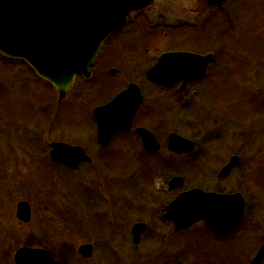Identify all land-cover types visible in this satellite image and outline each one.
Instances as JSON below:
<instances>
[{"label": "rangeland", "instance_id": "rangeland-1", "mask_svg": "<svg viewBox=\"0 0 264 264\" xmlns=\"http://www.w3.org/2000/svg\"><path fill=\"white\" fill-rule=\"evenodd\" d=\"M189 1H198L205 9L208 3L207 0H157L154 5L146 8L150 13L142 11L132 14L125 28L103 45L91 67L90 80L76 78L70 94L63 101H59L55 88L34 75L23 61L0 59V161L11 164L10 175L14 177L20 175L23 164H28L22 167L26 172L27 187L16 188L18 184L12 179L13 196L25 195L30 200L36 192L41 173L29 166V160L32 159L30 151L42 145L43 140L79 144L88 154L93 155L94 162L81 167L77 172L65 167L49 168L55 175L49 183L53 186L49 189L45 184L48 191L55 194V207L60 213L59 228L63 236L64 230L73 235L74 238L70 239L76 248L85 242L97 243L98 248L92 256L91 264H232V255L226 263L230 258L228 243L230 246L233 244V250L241 255L240 264H250L264 243V179L259 176L238 185V175H234L231 177L233 180L226 183H232L233 188L244 192L246 209L239 227L225 240L203 233L197 239V244L191 245L196 243L193 241L185 243L180 233L174 234L173 225L162 218L167 205L182 190L169 191L167 187L168 180L180 176L183 160L180 155L164 150L168 134L175 131L186 138L197 135L195 139L198 143L216 145L220 151L234 144V151L244 154L240 149L242 145L251 144L256 147L263 144V140H256L247 128L234 125L230 133L215 136L212 132L217 125L210 117L197 120V126L192 123L195 119L179 118L170 120L171 123L165 126L162 117L148 121L139 115L137 122H144L157 130L163 146L161 152L145 155L141 150L136 151L137 142L133 135L119 134L114 138L111 149L122 156L109 153L105 161V154L97 153V125L91 112L117 90L113 91V82L122 86L129 81L143 79L154 60L169 50L168 38L163 34L168 29L155 26L158 22L164 26L162 23H172L182 18L181 12L193 5ZM224 4L236 20L256 17L264 23V0H227ZM252 4L256 8L252 12L253 17L248 13L245 16L242 10L240 12V8L251 11ZM173 10L179 13L174 14L171 12ZM211 24L208 22L206 27L210 35L213 32ZM156 31L161 34L152 42L149 37ZM108 53V61L104 62ZM233 58V55H226L224 63L233 64ZM240 63L251 67L247 63H253V60ZM111 69H116L114 75L109 74ZM251 79L263 82L264 85L263 72L259 68L251 73ZM231 89L235 90L234 95L244 90L237 87ZM208 111L211 114L214 108ZM24 117L29 123H21ZM38 117L41 122H37ZM9 120L16 122L11 128L6 127ZM34 121L36 125L42 123L38 131L33 128L24 131L20 128H29ZM187 122L191 127L186 126ZM37 152L41 156H48L45 150ZM212 166L215 167L216 163ZM1 170L6 171L5 168L0 169V174ZM201 185L212 186L205 180H202ZM188 186H196V181L191 180ZM139 222L147 224L148 230L142 233L139 244H135L131 228ZM196 229L194 227L190 232L195 233ZM223 245L225 250L218 253L216 247Z\"/></svg>", "mask_w": 264, "mask_h": 264}, {"label": "flooded vegetation", "instance_id": "flooded-vegetation-1", "mask_svg": "<svg viewBox=\"0 0 264 264\" xmlns=\"http://www.w3.org/2000/svg\"><path fill=\"white\" fill-rule=\"evenodd\" d=\"M226 1L224 3H226ZM189 3H193V5H190L188 7L189 9L181 12L183 13V15H180L182 18L176 19V22L162 23L164 26L161 25V22H158L155 27L168 29L163 32L164 37L168 38L169 50L166 52H184L199 56L210 55L211 58L207 64L205 73L199 79L188 81L184 79L177 80L168 86H162L152 82V80L150 81L147 79V72L156 64L159 56L163 54L162 53L151 64V67H149L144 74L143 79H135V81H129L122 86L116 81L113 82V91L115 89L117 90L114 94L111 93L112 95L105 101H102L101 105L97 106L109 103L117 94L121 93L122 90H125L131 84H136L139 87L143 99L138 110H136L137 112L133 120L132 129L127 132L114 134L106 146H101L97 142L98 152H96L102 155L105 154V161H107L106 158L109 153L122 156L120 153L113 152V149H111L114 145V138L119 134L133 135L137 142L136 151L137 149L141 150L140 152L145 155H153L161 152L160 150H162L163 146L158 138L157 130L144 122H137L136 120L139 115H142V117L148 121L158 120L159 117H162L165 120V126L171 123L170 120L176 118L180 120L195 119L192 123L197 126V120L210 117L217 125L215 131L212 132L215 136L230 133L234 125L243 126L251 132L256 140H263V144L256 145V147L251 144L243 143L244 145H242L240 149L244 154L235 152L234 144L221 151L217 149L216 145L203 144V146L195 139L197 135L192 136V138L182 136L195 143L194 149L191 152L184 151L180 154L176 152L173 153L168 148L167 140L172 132L168 134L166 148H164L168 153L183 157L180 174V177L183 179L181 191L200 188L207 192L222 194L241 193V190L233 188L232 183L226 184L228 181L233 180L231 177L234 175H238V181H236L238 185L241 183H248L249 180L256 176L264 179V85H262L263 82H255L251 79V73L254 71L256 72L257 68L263 72L264 76V47L261 46H264V23L259 21L256 17L251 19L249 17H244V21L234 19L233 15L231 16L229 12V8H225L224 3L218 5L208 2L205 4L207 6L206 9L198 1H189ZM252 5L251 11L244 8L241 9L239 5L238 7L240 8V12L241 10L245 12V16L247 15L246 13H248L253 17L252 12L255 11L254 9L256 8H254V4ZM147 10L149 9L143 11ZM171 12L174 14L179 13ZM146 13L150 12L147 11ZM208 22L212 23L213 35L212 33L211 35L208 34L210 32L206 31ZM151 28L154 27L151 26ZM160 34V31H156L154 35L149 38H151L153 42V39L154 41L158 39ZM224 45L228 47H224ZM226 55L234 56L233 64L224 63ZM251 60H253V63H247L251 67L244 63H240L241 61L246 63ZM109 74L111 75L112 73L109 71ZM234 87L243 88L244 90L234 95L235 90L231 89ZM108 88H110V86ZM210 108L211 110L214 108L211 114L208 111ZM23 120L24 122L21 123H29L26 117H24ZM37 122H41L40 117H38ZM15 123L16 122H10L9 120L6 127L11 128V125ZM34 123L35 121L32 122L29 128L26 126H21L20 128L24 131H28L30 128L34 130L37 129L38 131L42 123L39 125ZM186 126L191 127L189 123ZM139 128H143V130L146 129L154 134L160 144L159 150L144 151L142 139L137 133V129ZM54 143L68 142L63 140H55L52 142L43 140L42 145L30 151L32 159L29 160V166L35 168L36 171L39 170V173H41L38 177L40 183L37 189L35 188L36 192L32 195L30 200H28L25 195L24 197L23 195L13 196L11 188L12 179L16 181L18 186L20 185L19 187L16 186V188L23 189V187H27L26 184L28 181L24 175L26 172L23 171L22 167H27L28 164H23L20 168V175L14 177L10 175L11 164L0 161V169H6L5 172L1 170L0 174V264H17L15 258L16 254L23 248L40 250L42 254L37 257V262L39 264H91L90 262L93 259L92 256H94L98 248L97 243L85 242L76 248L75 245H73L74 242L71 240L74 236L64 230V237L59 228L60 213L57 207H55L56 197H54L55 194L52 193V191H48V188L50 189V187L53 186H50L49 183L52 182L51 180L55 177V175L50 172V169L59 167L70 168L54 161L51 157L52 148L50 145ZM71 145L83 148L86 154L92 158L91 162L80 166L77 170L70 169L71 171L77 172L81 167L91 165L94 162L93 155L88 154L83 146L79 144ZM44 150L48 153V156H41L37 152L40 151L42 153ZM211 152H214V154ZM94 156H97V154H94ZM113 156L114 155H112L110 159H112ZM233 158H237L236 164L230 167L231 169L227 174L223 175V170L228 167ZM14 161L16 162V160ZM98 161L100 162V160ZM214 163H216L215 167L212 166ZM191 180L196 181V186H188ZM202 180L208 181V184L212 186H202ZM45 184L46 186L48 185V188ZM168 190L170 191L171 189L168 187ZM243 193L244 192L241 194L243 195ZM243 196L245 197V194ZM21 203H26L29 206L30 220L28 222L18 217L19 205ZM194 227H197L196 232H190ZM192 228H190V230L180 231V234L183 236V240L187 242H196L191 243V245H195L197 244V239L201 238V234L205 232L203 231L205 225L199 222L192 226ZM200 229L203 230L200 231ZM214 237L218 236L215 235ZM82 245H91L92 256H90V258H86L80 254L79 248ZM263 263L264 260L262 264ZM21 264H27L26 257L22 258Z\"/></svg>", "mask_w": 264, "mask_h": 264}, {"label": "water", "instance_id": "water-1", "mask_svg": "<svg viewBox=\"0 0 264 264\" xmlns=\"http://www.w3.org/2000/svg\"><path fill=\"white\" fill-rule=\"evenodd\" d=\"M155 0H0V55L21 59L28 63L38 76L53 84L60 100L70 92L77 76L91 77L93 65L102 44L115 32L124 28L129 15L148 7ZM222 4L226 0H209ZM211 56L175 52L161 55L147 72V79L160 85H170L177 80L199 79L206 70ZM111 73L115 71L111 70ZM142 103L138 86L131 84L106 105L96 107L93 115L97 121V140L105 146L117 132L130 131L136 110ZM144 151H157L160 144L155 136L145 129H137ZM168 148L181 153L191 152L194 142L175 132L170 134ZM51 157L54 161L77 170L91 162L78 146L54 143ZM237 158H233L223 170L227 174ZM169 188H181L180 176L169 180ZM240 193L221 194L191 189L179 193L166 208L163 219L172 222L175 231L190 229L203 221L205 226L219 236L230 235L241 222L245 200ZM26 203L19 205L18 217L30 219ZM147 230L145 223L132 228L133 241L139 243L141 233ZM80 254L92 256L91 245L80 246ZM40 250L20 249L16 254L17 264L22 258L27 264H39ZM264 260V245L259 248L251 264Z\"/></svg>", "mask_w": 264, "mask_h": 264}, {"label": "trees", "instance_id": "trees-1", "mask_svg": "<svg viewBox=\"0 0 264 264\" xmlns=\"http://www.w3.org/2000/svg\"><path fill=\"white\" fill-rule=\"evenodd\" d=\"M109 53H108V56H107V58L104 60V62H107L108 60V57H109ZM111 65H113L114 66V63H112ZM95 70V69H94ZM203 231H205V230H203ZM180 233V232H179ZM179 233H174V234H179ZM204 233H208L207 231H205ZM180 239H182V238H180ZM183 240V239H182ZM184 242L186 243L187 241H185L184 240ZM179 243H181V242H179ZM188 243H189V241H188ZM181 244H183V243H181ZM230 244V243H229ZM233 245V244H232ZM228 246V247H230V250H229V253H230V258H228L227 260H226V263L227 262H229L230 260H231V255L233 256V259L230 261V262H232V264H240V257H241V255L238 253V251H235V250H233V246ZM221 250L222 251H224L225 250V248L222 246V247H216V251H218V253H220L221 252ZM194 264H199V263H194ZM207 264H214V263H207ZM215 264H219V263H215Z\"/></svg>", "mask_w": 264, "mask_h": 264}, {"label": "bare ground", "instance_id": "bare-ground-1", "mask_svg": "<svg viewBox=\"0 0 264 264\" xmlns=\"http://www.w3.org/2000/svg\"><path fill=\"white\" fill-rule=\"evenodd\" d=\"M172 9H173V7H172ZM173 12H174V10H173Z\"/></svg>", "mask_w": 264, "mask_h": 264}]
</instances>
